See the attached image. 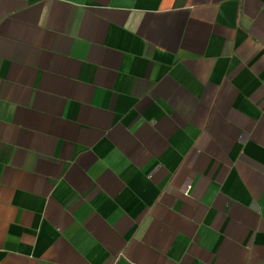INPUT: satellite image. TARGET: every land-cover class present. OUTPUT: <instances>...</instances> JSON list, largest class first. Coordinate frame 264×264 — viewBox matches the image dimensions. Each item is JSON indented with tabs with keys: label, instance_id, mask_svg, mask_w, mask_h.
<instances>
[{
	"label": "crops",
	"instance_id": "crops-1",
	"mask_svg": "<svg viewBox=\"0 0 264 264\" xmlns=\"http://www.w3.org/2000/svg\"><path fill=\"white\" fill-rule=\"evenodd\" d=\"M0 264H264V0H0Z\"/></svg>",
	"mask_w": 264,
	"mask_h": 264
}]
</instances>
